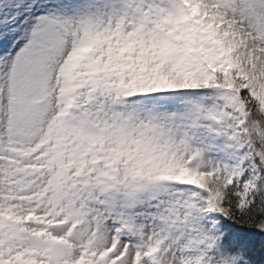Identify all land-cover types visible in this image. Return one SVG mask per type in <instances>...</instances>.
<instances>
[{"label": "snow or ice", "instance_id": "snow-or-ice-1", "mask_svg": "<svg viewBox=\"0 0 264 264\" xmlns=\"http://www.w3.org/2000/svg\"><path fill=\"white\" fill-rule=\"evenodd\" d=\"M0 264H264V0H0Z\"/></svg>", "mask_w": 264, "mask_h": 264}]
</instances>
